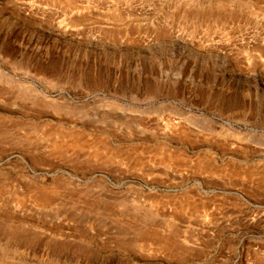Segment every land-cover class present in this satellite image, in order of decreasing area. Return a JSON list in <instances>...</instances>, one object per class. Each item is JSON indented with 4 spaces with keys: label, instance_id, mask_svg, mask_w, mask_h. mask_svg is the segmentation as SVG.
<instances>
[{
    "label": "rangeland",
    "instance_id": "374dc122",
    "mask_svg": "<svg viewBox=\"0 0 264 264\" xmlns=\"http://www.w3.org/2000/svg\"><path fill=\"white\" fill-rule=\"evenodd\" d=\"M0 264H264V0H0Z\"/></svg>",
    "mask_w": 264,
    "mask_h": 264
}]
</instances>
